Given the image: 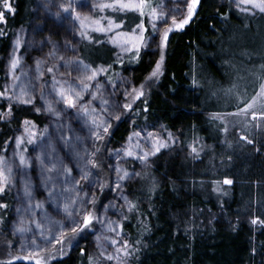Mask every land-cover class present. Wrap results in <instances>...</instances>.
<instances>
[{
    "label": "trees",
    "instance_id": "obj_1",
    "mask_svg": "<svg viewBox=\"0 0 264 264\" xmlns=\"http://www.w3.org/2000/svg\"><path fill=\"white\" fill-rule=\"evenodd\" d=\"M113 2L90 0L81 8L80 0H9L14 9L10 12L3 9L0 0L6 21L0 23V92L6 91L10 80L5 66L18 36L25 61L31 64L37 60L45 68L43 80H58L68 86L75 68L82 66L75 61L89 66V76L93 70L106 69L94 81L85 80L89 89L83 91L75 108H69V114H84L83 109L89 108L85 101L98 83L106 84L111 102L115 99L121 103V80L127 79L126 83L138 90L144 86V96L131 110L123 106L133 103V98L123 102L116 113L111 105L112 118L105 120V126L112 127L95 142L87 165L97 185L91 198L95 197V203L89 202L86 213L115 204L109 212L115 224L107 227L122 226L116 227L121 236L115 231L111 235L121 247L128 241L131 255L118 254L115 246L106 242L100 246L101 241L92 233L98 226L96 220L71 249L68 243H56L40 255L56 256L47 264H89V257L94 264H264V224L251 223L257 217L264 221V116L259 129L231 127L223 119L250 102L264 83V13L234 0H199L190 23L169 33L161 74L148 86L146 77L161 54L148 47L137 55L121 45L141 20L146 37L150 38L153 30L139 12L96 7ZM69 4L79 20H65L61 5ZM108 20L121 27L111 32L94 30L100 24L107 27ZM82 31L86 37L80 35ZM29 38L35 44L25 49ZM39 100L36 97L28 105L0 97V115L4 116L0 119V156L17 138L22 150L37 143L50 121ZM213 114L222 119H213ZM118 115L123 117L119 122L115 120ZM61 125V134L62 130L66 134ZM136 133L144 137L152 133L153 143H132L130 137ZM160 143L168 147L148 156L147 162L137 158L154 151ZM190 145L196 147L198 155L191 152ZM117 149L122 152L118 161L122 173L130 176L120 182L119 191H113L117 179L111 173L109 155ZM70 168L64 177L69 176ZM225 179L233 183L224 184ZM12 181H7L0 192V204L7 205L0 208V238L12 251L6 252L0 264H35L34 260L12 259L22 254L13 253L17 238L10 233L16 203V184ZM122 196L136 205L134 210L129 211ZM61 247L63 256L59 255ZM108 254L115 258L107 260Z\"/></svg>",
    "mask_w": 264,
    "mask_h": 264
},
{
    "label": "rangeland",
    "instance_id": "obj_2",
    "mask_svg": "<svg viewBox=\"0 0 264 264\" xmlns=\"http://www.w3.org/2000/svg\"><path fill=\"white\" fill-rule=\"evenodd\" d=\"M89 1L90 0H84L83 3H78V6L83 8V5L85 7L86 3ZM234 1L242 3L241 0ZM147 3L149 7L145 10L146 12H151L152 9H155L158 17L161 14L165 17V19L156 21L159 31L153 32L150 36V47L155 52H158V54H161L159 48L161 35L166 28L172 25L173 17L179 22L187 15V0H184L183 3H180L179 0H154V4L152 0H148ZM176 7L180 8L179 12L172 11ZM144 17L147 18L149 28L152 30L150 17L148 15ZM64 18L70 22L71 19H73L69 14H65ZM153 36L154 39H151ZM32 44L34 45L35 43L29 38L25 49H29L33 46ZM14 48L15 44L9 51L5 66L6 76L10 79L8 83L5 84V90L9 92L12 97L19 95L21 89L26 90L27 97L32 99L39 97L41 108L50 119L46 130L43 131V134L32 148L29 150H22L20 143L18 144L16 139L15 142L10 145L7 153L0 156V172L7 178V181L13 180L16 184V190H14L16 203L14 206L13 220L10 226V233L14 234L17 238L13 253L15 254V251H18L19 253H16H22L19 256L24 257L23 254L28 255L29 252L41 253L55 246L54 244H56V241L52 239L50 233L55 232L58 235L61 229L59 225L53 222H63L65 224L63 231L66 234H70V228L75 225L68 224L66 221L63 212L65 204H72V201L75 200L76 203L74 206L78 209H83L79 214V222H83V216L87 214V206L89 205V201H91L92 195L96 191L95 187L97 185V178L90 175L87 170L88 162L91 159L90 154L93 151L92 147H94L97 141L92 133L98 131V129L93 125L92 121L95 120L96 123L99 124L101 120H107L109 116L112 115V109L113 112L116 113L123 102L126 103L135 96L133 89L137 88L130 82L126 83V81H128L127 79L121 80L118 85V92L122 95V103L115 99L111 102L112 97L109 96L110 92L107 90L106 84L102 82L98 83L97 85H101V87H95L93 90V94L95 95L92 94L87 101H85L86 106L89 107L87 108V114H85V112L83 115L69 114V108H75V104L80 102V98H76V93H80V97L82 96L84 91L82 85L86 83L85 80H87L89 76L88 71L83 70L82 66L75 68L74 74L72 73L71 83L64 87L58 80H43L45 68L42 63L35 60L31 64H28L24 56L21 55L20 50H17L15 51V55L19 58L20 64L15 70L10 72L9 63ZM73 80L76 82H73ZM152 80L147 81L148 86L151 85ZM61 90L65 93L63 97L59 95ZM126 92L128 93L127 95H125ZM99 93L100 96L97 98ZM69 96L74 100L73 107H69L65 103V99ZM105 101H107V103H105ZM261 104H264V100H260L256 108L253 109L257 112L255 118H253L252 110H250L246 114L228 115L223 117V119L228 125H231V127L236 128L241 126L245 129L257 127L259 129L258 126L262 123V116L260 115L262 111ZM49 105H51L52 111L47 110ZM111 105H113L112 109ZM105 114L107 115L105 116ZM61 124L65 126V130L67 131L66 134L63 130L61 134ZM99 132L102 135L103 129H99ZM146 135V137L152 139V142L140 133L138 136L130 137V141L137 145L139 144L138 146H141L144 141L151 145L153 143V137L150 136L149 133ZM117 152L119 153L118 155ZM121 156L122 152L120 149L113 150L109 155L112 169L111 173L115 175L113 177L114 179H117L118 175H123L122 171L119 173L117 172V168L123 170V167L118 163ZM21 157L24 158V163H21ZM65 167H71L69 176L66 177H64V175L67 174ZM86 173L90 176L91 185L88 180L83 178ZM26 189L27 192L31 194L30 196L26 194ZM50 193L52 195H50ZM37 204H40L41 207H36ZM57 204H59L60 211H57ZM106 206H108V204L102 205L100 209L97 211L93 210L91 213L94 217L98 218L96 219V224L98 225L97 229H94L92 233L96 239L99 238V241H101L100 246L102 247V242H106V245H111L110 241L113 237L111 235L112 231H109L107 226L109 224H112V226L115 224V218L109 216V212L113 207ZM37 224L41 225L43 235L47 237L50 242H45V240L40 239L41 231L37 228ZM17 228H24L26 231L22 234L15 232ZM33 239L37 240L39 248L28 247ZM5 243L7 246H5L3 239L0 238V259L6 255V252L10 254L12 252L11 249H9L10 245L8 242ZM65 243L63 245H65ZM117 247L121 246L117 244L113 249L116 250Z\"/></svg>",
    "mask_w": 264,
    "mask_h": 264
},
{
    "label": "snow or ice",
    "instance_id": "obj_3",
    "mask_svg": "<svg viewBox=\"0 0 264 264\" xmlns=\"http://www.w3.org/2000/svg\"><path fill=\"white\" fill-rule=\"evenodd\" d=\"M84 0H81V3H83ZM180 3H183L184 0H179ZM242 3H246V4H251L252 8L254 9H258L261 13H264V0H241ZM199 3V0H187V15L184 17V19L180 20L179 22H177L176 18L173 17L172 18V25L169 28H166L163 32V34L161 35V40H160V44H159V48L161 50V56L160 59L156 62L155 68L153 69V71L150 73L149 77H146V81H151L153 78L154 79H159V76L161 74V67H162V63L164 60V48L166 46L168 37H169V33L171 31L174 30H183L185 28L186 25H188L190 23V21L193 19L194 17V13L197 9V5ZM2 7L4 10L6 11H14V9H12L11 4L9 3V0H2ZM96 7H98L100 10H104V9H114L116 11H123V12H139V15L141 17H144L145 15H148L150 17V21L152 23V30L153 32H158L159 29L157 28V24L156 21L158 20H162L165 19V17L163 16V14H161L159 17L157 16V13L155 11V9H152L151 12H146L145 10L149 7V4L147 3V0H127V2H125V0H114L113 3H102L99 5H96ZM61 9L64 13L66 14H70L73 18V20H79L80 16L78 13H75V10L71 7V4H69L68 6H64L61 5ZM172 11L175 12H179L180 8L176 7L174 8ZM245 11H247V9H245ZM57 15H59V13H57ZM6 22L5 21V15L3 11H0V23ZM97 24H100L99 21L96 22ZM121 27L120 24H116L115 21L113 20H108L107 21V27L103 26L102 24H100L99 27L95 28V31H99V32H111L113 29H119ZM146 29L144 27V22L143 20H141V23L137 24L135 26V28L132 29V34L131 36L124 41V43L121 45L125 51H133L135 50L137 55H139L140 50L142 48H148L150 47V38L146 37L145 35ZM3 33H0V35H2ZM81 36L86 37L87 33L86 32H81L80 33ZM121 35H127V34H121ZM151 39H154V36L151 37ZM113 43H116L115 40L112 41ZM128 44H131V48L127 47ZM21 45V38L18 36L16 41H15V48L13 51V55L10 59V63H9V69L10 72L15 70L19 64H20V60L19 58L15 55V51L19 50ZM76 65L80 66L82 65L83 70L87 71L88 70V65H84L82 61H75L74 62ZM262 68H264V66H261ZM49 72H52V69H48ZM106 71V69H98V70H93L92 74L90 76L87 77L88 81H94L98 75L99 72H104ZM43 75V74H41ZM197 83V81L194 79L193 80V84L195 85ZM97 88L101 87V85H96ZM143 85H141V89L137 90V89H133V91L135 92V96L133 97V103H129V104H125L123 107L126 111H129L132 109L133 104L136 100L140 99L141 97L144 96V91H143ZM82 89L84 91H88L89 89V84L88 83H84L82 85ZM230 91V90H229ZM128 93L126 92L125 95H127ZM59 95H61L62 97L65 95L64 91L61 90ZM95 95V94H93ZM0 97H4L7 99H13L16 102L19 103H23V104H32L33 103V99L30 97H27V92L25 89H21V92L19 95L14 96V97H8L6 91L5 92H0ZM76 98L79 99L80 98V93H76ZM260 100H264V84L260 85V90L259 92H257V95L254 96L252 98V100L248 103H246L244 105L243 108H238L237 112L235 113H229V115H243L246 114L247 112H249L250 110H252V116L253 118H255L257 116V112L254 111L253 109L256 108L257 103ZM65 103L69 106V107H73L74 106V100L71 96L67 97L65 99ZM105 103H107V101H105ZM261 108L264 109V104H261ZM48 111H52L51 105L48 106L47 108ZM37 111L39 112L40 109H37ZM85 114H87V109H84ZM10 114V113H9ZM261 116H264V110L261 111L260 113ZM109 118H112L111 116H109ZM123 117L122 116H116L115 120L117 122L121 121ZM0 119H4L3 115H0ZM213 119H222V117H220L218 114H213ZM26 124L30 123L29 121H25ZM93 125H95V127L98 129V131L93 132L92 135L95 137L96 140H102L103 136L100 134L99 129H103V133L105 134H109L110 128L112 127L111 125H107V121L105 120H101L99 124L96 123L95 120L92 121ZM225 131H227V129H225ZM136 135L138 136L139 133H136ZM149 135L151 136L152 134L149 133ZM169 136L171 137V133H169ZM241 139H247L246 137H241ZM17 143H20L19 138H17ZM247 143L251 144L252 141L251 140H247ZM168 147L167 144L164 143H160L154 151L152 152H148L145 153L143 156H139L137 157L138 159H140L142 162H147V158L150 155H155L157 152L160 151L161 148H166ZM189 147H191V152L195 153L198 155L197 153V149L196 147L190 145ZM97 151H99V149H97ZM119 153L117 152V155ZM126 155L128 156H132L133 153L132 152H127ZM21 163H24V158L21 157ZM92 167L96 168L97 164L96 163H92ZM67 171V170H66ZM123 171L122 169L117 168V172H121ZM139 175V174H137ZM130 176V174L128 172H124L123 175H118L117 176V185L115 189H112L113 191H119L121 188V184L120 182L125 181L126 179H128ZM83 178L85 180L89 181V184L91 185V179L89 174H84ZM224 184H231L233 183V181L229 180V179H225L223 181ZM7 185V178L3 176V173L0 172V192H3L5 190V187ZM101 191L103 192L104 190V186L101 185ZM218 190V189H217ZM26 194L27 195H31L30 193L27 192L26 189ZM50 195H52L50 193ZM122 198L125 200L127 207L129 209V211H132L135 209L136 205L129 202L126 196H122ZM90 203H95V197H93L92 201H89ZM76 201H72V204H65L63 207V212L65 214V218L66 221L68 222V224L71 225H75L74 227L70 228V236L67 235L63 229L65 227V224L61 221H55L53 222L56 225L60 226V232L57 235L55 232H51L50 235L52 237V239H55L56 243L59 245H63L65 242L68 243L69 248L71 249L72 247L75 246V244H77L79 242V239L84 238V234L91 228L93 220L98 219L97 217H94L91 213H88L86 215L83 216V222L80 223L79 222V214L80 212L83 211V209H78L76 208L75 205ZM7 205L4 204H0V208H6ZM36 207H41L40 204H37ZM106 207H113V205L109 204ZM57 211H60V207L59 204H57ZM35 223V222H34ZM114 223V222H113ZM252 224H264V221L260 220L258 217L252 219L251 221ZM116 227H122L120 225H116L115 227H111L109 229V231H115L116 232V236L119 237L121 236V231H116ZM37 228L40 229L41 231V236L40 239L45 240V242H50L48 240L47 237H45L43 235V229L41 227V225L37 224ZM26 229L24 228H17L15 229V232H19V233H23L25 232ZM99 239V238H98ZM112 246H116L118 244V240L117 239H112L110 241ZM29 248L31 247H36L39 248V245L37 244V240L33 239L31 241V244L28 245ZM131 250H132V245L128 242V241H124L123 242V247H117L116 248V252L117 253H121L124 256H128L131 255ZM81 254H84V250L81 249ZM60 256L64 255L63 249L61 247V251L59 253ZM101 255H103V253H101ZM115 257L112 254H108L106 256V259L111 261L113 260ZM13 260H20L23 259L25 261H35V264H47L48 260H53L56 259V256L49 254L47 256V258H45L44 256L40 255V252H29L28 255L24 256V257H13ZM7 264H11V262H7ZM89 264H94L93 258L89 257Z\"/></svg>",
    "mask_w": 264,
    "mask_h": 264
}]
</instances>
